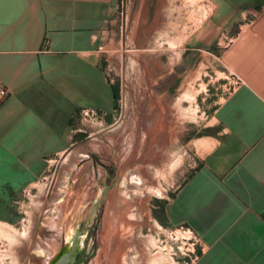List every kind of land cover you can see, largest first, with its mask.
<instances>
[{
  "label": "crops",
  "instance_id": "obj_1",
  "mask_svg": "<svg viewBox=\"0 0 264 264\" xmlns=\"http://www.w3.org/2000/svg\"><path fill=\"white\" fill-rule=\"evenodd\" d=\"M205 6L185 47L166 54L175 64L158 74L181 75L190 51L218 60L225 86L235 82L213 112L199 168L166 201L165 218L199 238L203 248L191 264H264V0ZM181 24L163 0L142 3L133 15L127 0H0V79L9 90L0 106V220L13 222L52 158L73 148L83 109L106 120L123 99L127 74L153 76L146 61L162 55L153 43L177 39ZM120 62L129 72L119 85L111 74Z\"/></svg>",
  "mask_w": 264,
  "mask_h": 264
},
{
  "label": "rangeland",
  "instance_id": "obj_2",
  "mask_svg": "<svg viewBox=\"0 0 264 264\" xmlns=\"http://www.w3.org/2000/svg\"><path fill=\"white\" fill-rule=\"evenodd\" d=\"M127 1L131 15L138 12L142 3L161 2ZM163 1L177 8L183 33L177 39L158 37L161 43H153L152 47L160 49L162 55L146 61L153 76L127 74L123 99L117 102L114 115L103 121L79 116L81 131L76 134L73 148L52 158L51 167L26 191L25 202L20 212H15L13 222L0 220V264H27L29 254L39 246L34 240L36 231L47 223H54V234L63 227V244L55 248L49 241L53 254L49 264H70L68 260L77 255L86 257L83 264H112L114 229H128L125 221L129 214L119 208L124 209L125 198L129 211L133 210L130 219L134 222L127 233L131 241L123 256L126 262L191 264L199 255V238L187 232L186 226L170 227L164 205L199 166L207 150L203 138L212 131L213 112L235 79L231 76V84L225 86L223 75L216 73L222 70L220 62L203 53L191 58L190 51L186 54L188 59L179 66L181 75L158 74L162 67L177 61L166 58V54L178 53L176 46L185 47L187 38L207 16L205 0ZM131 22L124 25L125 35ZM140 35L137 32L142 38ZM122 72L126 76L129 70L120 62L111 74L119 85ZM192 72L196 74L193 76ZM183 78L185 86L179 88ZM132 84H140L142 90L129 89ZM153 95L164 97L161 102H153ZM107 185L110 188L99 204L96 200ZM61 254L66 256L60 258ZM60 259L65 261L60 263Z\"/></svg>",
  "mask_w": 264,
  "mask_h": 264
},
{
  "label": "flooded vegetation",
  "instance_id": "obj_3",
  "mask_svg": "<svg viewBox=\"0 0 264 264\" xmlns=\"http://www.w3.org/2000/svg\"><path fill=\"white\" fill-rule=\"evenodd\" d=\"M109 188H110V186H108V185L103 188V190L101 191V193L99 195V198L96 200L97 203H99V204L103 203V198H104L105 194L107 193V191L109 190ZM54 213H56V212H54ZM54 213H53V215H54ZM52 229H51L50 226H46V225L44 226L43 224L40 225V229H38V231H36L38 236L35 235L34 236V240H37L39 242L38 243L39 246H42V247L40 249H38L39 246H37V248H35V250L29 254L27 264H49L50 263V261H51V259L53 257L52 256L53 254H51V253H50L51 255L49 257V260L47 262H43L42 261L43 260V254H44L43 250L47 249L49 251L51 249L49 247L50 239L53 241V244H54L55 248H57L58 246H61L59 244H63V239L62 240L60 239V238H63V235H62L63 227L61 228V230L59 232H57V234H54V232H56L55 231L56 229L54 227H52ZM73 245L76 246V240L73 241ZM55 250L56 249H54V251ZM34 252H41V253L35 255ZM62 255H63V257L66 256L64 254H61L60 258H61ZM61 261L64 262L65 260H63V259L61 260L60 259L59 262L61 263ZM68 261L70 262V264H77L78 262L83 264L86 261V257L80 258V256L77 255V256L74 257V259L71 258Z\"/></svg>",
  "mask_w": 264,
  "mask_h": 264
},
{
  "label": "bare ground",
  "instance_id": "obj_4",
  "mask_svg": "<svg viewBox=\"0 0 264 264\" xmlns=\"http://www.w3.org/2000/svg\"><path fill=\"white\" fill-rule=\"evenodd\" d=\"M151 153V152H150ZM125 196L128 195V193L126 192L124 194ZM128 199L125 198L124 200V209L122 207L120 208V211L124 212V214L128 215L129 214V219L127 218V220L125 221V226L128 227L127 230H125L126 232H121V230L117 227L116 229H114V233H113V237L111 239V256H112V264H129L128 262H126V258L123 257L124 254L126 253V249H128V246L130 244L131 241V237L127 234L128 232L130 233V231L133 229L134 227V222L131 221L130 217L132 216L130 213H132L133 210H131V212L129 211V203L127 201ZM119 213V212H118ZM53 216V214H51ZM122 215V214H121ZM50 216V215H49ZM56 217V216H55ZM51 218V217H50ZM53 218V217H52ZM123 218V217H122ZM122 218H120L122 220ZM124 219V218H123ZM58 220V219H57ZM53 221V220H52ZM116 223V222H115ZM59 224V223H58ZM118 224V223H117ZM120 224V223H119ZM48 226L54 227V223H47ZM121 225V224H120ZM111 226V225H110ZM124 226V225H123ZM53 230V229H52ZM110 230H113L112 227L110 228ZM116 230V231H115ZM124 231V229H122ZM110 232V231H109ZM109 235L110 233L106 234V239H107V243L109 242ZM24 238V237H23ZM26 241V239H25ZM37 248V246H36ZM117 248L121 249L120 251L117 250ZM33 249V248H31ZM39 249V248H38ZM37 249V250H38ZM28 250V249H27ZM39 251V250H38ZM37 253H41V252H37ZM145 253V252H144ZM24 254V253H23ZM110 254V253H109ZM42 255V254H41ZM147 256V255H146ZM132 264V262H131Z\"/></svg>",
  "mask_w": 264,
  "mask_h": 264
},
{
  "label": "built area",
  "instance_id": "obj_5",
  "mask_svg": "<svg viewBox=\"0 0 264 264\" xmlns=\"http://www.w3.org/2000/svg\"><path fill=\"white\" fill-rule=\"evenodd\" d=\"M237 81H240L238 78H236ZM9 95V90L8 88L5 86V84L2 82V80L0 79V106L5 102V100L7 99ZM81 116L84 117H89L92 120H101L103 117V113L101 111L95 110V109H83L81 111ZM180 229H185L184 227H180ZM186 231L189 233H193L192 230L190 228H186ZM202 245L200 243V252L202 251ZM197 257V256H196ZM195 257V258H196Z\"/></svg>",
  "mask_w": 264,
  "mask_h": 264
},
{
  "label": "water",
  "instance_id": "obj_6",
  "mask_svg": "<svg viewBox=\"0 0 264 264\" xmlns=\"http://www.w3.org/2000/svg\"><path fill=\"white\" fill-rule=\"evenodd\" d=\"M42 246H39V249L41 248ZM43 252H44V254H43V262H47L48 260H49V257H50V251H48L47 249H44L43 250ZM35 253V255H37V254H39V253H37V252H34Z\"/></svg>",
  "mask_w": 264,
  "mask_h": 264
},
{
  "label": "trees",
  "instance_id": "obj_7",
  "mask_svg": "<svg viewBox=\"0 0 264 264\" xmlns=\"http://www.w3.org/2000/svg\"><path fill=\"white\" fill-rule=\"evenodd\" d=\"M198 168H199V166L195 170H197Z\"/></svg>",
  "mask_w": 264,
  "mask_h": 264
}]
</instances>
